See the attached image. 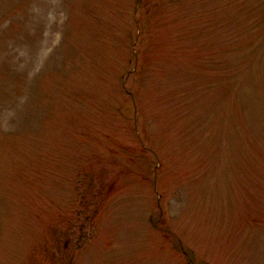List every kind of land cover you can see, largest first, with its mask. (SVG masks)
Instances as JSON below:
<instances>
[{"label": "rangeland", "instance_id": "374dc122", "mask_svg": "<svg viewBox=\"0 0 264 264\" xmlns=\"http://www.w3.org/2000/svg\"><path fill=\"white\" fill-rule=\"evenodd\" d=\"M0 264H264V0H0Z\"/></svg>", "mask_w": 264, "mask_h": 264}]
</instances>
